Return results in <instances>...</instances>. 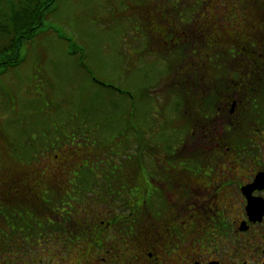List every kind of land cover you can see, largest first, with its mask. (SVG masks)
<instances>
[{
  "label": "flooded vegetation",
  "instance_id": "obj_1",
  "mask_svg": "<svg viewBox=\"0 0 264 264\" xmlns=\"http://www.w3.org/2000/svg\"><path fill=\"white\" fill-rule=\"evenodd\" d=\"M151 9L168 114L31 132L0 179V264H264V0Z\"/></svg>",
  "mask_w": 264,
  "mask_h": 264
},
{
  "label": "rangeland",
  "instance_id": "obj_2",
  "mask_svg": "<svg viewBox=\"0 0 264 264\" xmlns=\"http://www.w3.org/2000/svg\"><path fill=\"white\" fill-rule=\"evenodd\" d=\"M174 1L57 0L37 36L22 46V60L14 67L0 68V179L10 176L9 167L21 171L14 162L23 156L29 134L41 131L45 124L66 120L67 128L62 130L73 131L74 118L109 117L110 129L102 122L93 124L97 138L114 131L113 125L128 126L125 135L134 137L136 128H146L145 123H136L138 114L144 113L148 120L168 114L163 90L166 58L151 53L148 40L144 34L139 38V33L154 4ZM204 1L247 0H179ZM140 79L150 95L142 103L138 101Z\"/></svg>",
  "mask_w": 264,
  "mask_h": 264
},
{
  "label": "trees",
  "instance_id": "obj_3",
  "mask_svg": "<svg viewBox=\"0 0 264 264\" xmlns=\"http://www.w3.org/2000/svg\"><path fill=\"white\" fill-rule=\"evenodd\" d=\"M56 2L57 0H0V68L14 67L22 60L19 55L22 46L37 36ZM8 53H12V57ZM110 99L114 104L115 101Z\"/></svg>",
  "mask_w": 264,
  "mask_h": 264
}]
</instances>
